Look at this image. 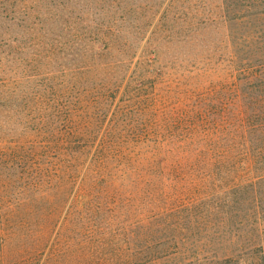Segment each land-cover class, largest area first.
I'll return each instance as SVG.
<instances>
[{
  "label": "rangeland",
  "instance_id": "obj_1",
  "mask_svg": "<svg viewBox=\"0 0 264 264\" xmlns=\"http://www.w3.org/2000/svg\"><path fill=\"white\" fill-rule=\"evenodd\" d=\"M0 264H264V0H0Z\"/></svg>",
  "mask_w": 264,
  "mask_h": 264
}]
</instances>
